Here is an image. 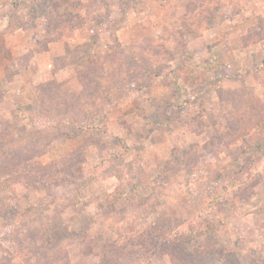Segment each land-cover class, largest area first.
Instances as JSON below:
<instances>
[{
  "label": "rangeland",
  "instance_id": "obj_1",
  "mask_svg": "<svg viewBox=\"0 0 264 264\" xmlns=\"http://www.w3.org/2000/svg\"><path fill=\"white\" fill-rule=\"evenodd\" d=\"M52 1L62 2L0 0V221L33 216L38 223L29 229L26 238L42 241L40 249H33V253L39 251L42 259L46 257L44 264H97L96 256H100L98 264H115L118 258L123 262V245L117 247L115 242L106 240L97 252L101 237L87 241V225L69 230L65 222L67 206L57 207L54 199L51 202L38 199L36 205L21 211L23 205L19 201L15 205L6 203V188L11 181L17 194L26 201L62 183L67 188L76 174L87 176L89 170L85 165L90 155L87 146L102 152L109 146H121L122 138L114 137L111 145L101 143L97 129L88 127L85 131V127L77 124L91 122L107 109L118 126L127 127V120L119 118L117 112L129 116L139 105L134 100L131 107L119 109L118 101L122 99V89L135 83V92L161 97L151 115L153 122L161 123L164 130L152 135L157 129L149 128L147 134H137V142L125 148L126 153H137L128 165L134 183L128 186L127 199L132 200L137 189L145 192L151 188L148 196L136 202L138 206L148 200L159 204L160 196L177 200L176 194L184 187L177 178L191 183L196 177H207L205 184L211 186L206 201L197 205L185 198L179 201L182 215L173 212L171 217L159 218L155 231L146 230L143 234L148 242L146 251L155 255L152 247L157 244L156 233L182 228L187 223L183 214L195 218L196 213L207 210L203 203L208 207L214 203L218 212L228 214L251 206L247 214L252 218L253 231L264 236L261 231L264 206L256 207L259 199L253 200V197L264 198V170H260L264 165V103L245 87L249 77L259 80L264 59L258 54L250 59L245 57L247 66L242 68L235 55H228L238 54L235 48L228 45L222 48L224 41L216 36L201 40L204 35L201 29H215L223 24L224 0H156L161 8L144 27L159 28L161 34L148 36L143 43L138 42L139 33L135 30L120 32L110 20V5L120 4L124 11L130 3L140 4L144 0H67L51 21ZM164 5L172 8L165 11ZM234 14L238 13L234 10ZM41 20L44 21L42 36L38 31ZM105 24L109 25L104 30L109 32L107 38L101 32ZM112 28L119 34L113 37ZM260 29L255 33L257 37L264 32V24ZM168 40L175 41L174 49L166 47ZM33 42L34 46L24 51ZM193 43L197 46L189 48ZM242 44L247 48L248 39L242 40ZM158 57H165L166 61L153 67V58ZM174 60L177 63L172 69ZM169 75L173 77L171 81ZM17 78L24 83H18ZM32 81L38 82L29 88ZM180 83L191 89V96L185 88L172 87ZM228 105L233 110L225 111ZM18 108L25 109L23 115L14 114ZM37 113L46 124L49 117L54 123L36 127ZM30 124L33 127L29 128ZM222 128L225 130L221 131ZM175 140H183L184 146L173 143ZM66 144H70L71 150L59 160L53 159ZM145 152L150 159L144 161V166L155 167L151 171L138 167L133 174L132 165L143 160L141 154ZM113 160L123 163L122 158L113 157ZM59 163L63 164L62 169L58 168ZM121 178L115 177L117 188L113 199L105 202L106 207L97 206L102 207L106 219L120 216L115 224H122L128 211L119 207L121 196L116 194ZM92 179L93 176H88V180ZM218 194L227 196L213 199ZM76 203L88 206L82 197ZM115 235L123 237L119 229ZM233 235L235 239L221 236L205 217L198 229L188 223V231L177 232L164 247L172 264H264V246L245 256L241 251L243 239ZM2 251L5 250L0 246ZM213 257L219 259L213 261ZM20 264H29L28 257Z\"/></svg>",
  "mask_w": 264,
  "mask_h": 264
},
{
  "label": "clouds",
  "instance_id": "obj_2",
  "mask_svg": "<svg viewBox=\"0 0 264 264\" xmlns=\"http://www.w3.org/2000/svg\"><path fill=\"white\" fill-rule=\"evenodd\" d=\"M206 7L208 5H205ZM161 4L157 3L156 0H144L143 3H130L126 6L125 10L122 11L120 4L110 5L111 16L110 20L116 24V27L120 29V32H126L135 30L139 33V43H143L144 38L148 36L159 37L161 30L159 28H145L144 25L150 24L151 20L154 19L155 14L160 10ZM172 8V5H164V10L168 11ZM104 9L101 8L102 12ZM235 13L238 14H234ZM95 15V13H93ZM222 15L225 16L223 24H220L215 29L205 30L201 40H207L211 36H216L218 39L224 41L221 45H228L231 48L236 49V53L229 52L228 55H235V59L239 61L240 66L246 67L245 57L251 58L253 54H258L260 58L264 59V32H261V36L257 37L256 32H260V26L264 24V0H224V7L222 9ZM40 28L38 31L43 35L44 21L38 22ZM4 27L7 28V20L4 22ZM109 25L105 24L101 29L104 37L107 38L109 32L104 31L108 29ZM115 28L111 29V35L113 37L118 35ZM248 39L249 46L243 47L242 40ZM111 43V41H109ZM163 43V41H161ZM34 46V42L31 45H27L24 51H27L28 47ZM175 41L168 40L166 47L169 49L175 48ZM197 46L196 43L190 44L189 48ZM200 57H196V61L199 62ZM153 67L157 63H164L165 57L153 58ZM172 69L176 67L177 61H172ZM51 65H49L50 67ZM229 68L232 64L228 65ZM261 69H264V64L260 65ZM171 72V69H169ZM173 77L169 75L171 81ZM17 82L23 84L24 81L17 78ZM38 81H32L28 87L31 88L32 84ZM179 86L188 90V95L191 96V89L187 85L180 83L179 85L173 84L172 87ZM135 83L130 86H125L123 96L118 101L119 109H126L131 107L135 100L139 107L136 112L129 116H124L123 112H117L119 118L125 119L128 122L127 127H120L116 123L111 115H108V110L104 109L98 116L91 122H84V124H77V127H85L87 131L88 127L97 129L98 136L101 143H107L111 145V141L114 137L119 136L122 138V144L118 147L109 146L106 150L100 151L98 148L91 145L87 146L89 152V162L85 165L88 171L87 176H81L76 174L73 181L68 182L66 188L62 183L60 187L49 188L48 192L52 193L49 196L48 192L41 191L33 196L31 199L24 200L21 195H18L16 186L11 181L9 187L6 188V196L8 197L6 203L9 205H15L18 201L23 205L21 211L25 207H30L37 204L38 199H42L45 202H51L55 200L57 207L67 206V212L65 214V222L69 226V230H79L80 226L87 225L89 231L87 241H94L97 237H101L99 244L96 248L97 252L101 251V246L106 240L115 242L116 246L123 245V262L121 259H117L115 264H172L169 259V253L165 249V245H169L171 240L176 236L177 232H187L188 223L196 226L198 229L201 226V222L207 217L208 220L216 226L218 233L221 236L235 239L233 233L240 236L243 239L242 253L246 256L251 250H258L264 246V236L260 233L253 231L252 218L248 215V211L251 210V206H246L245 209L237 211L234 214L220 213L217 211L215 204L208 207L207 203H203L202 207L207 209L206 211H199L195 214V218H190L188 215L183 214V218L187 223L182 228L175 229L174 231H158L155 235L157 241L156 247H151L155 251V255H152L145 249V245L148 243L143 235L146 230L155 231L158 224L159 218L168 216L171 217L172 213L175 212L177 216L182 215L181 204L179 201L187 198L189 201L199 205L203 201L207 200L208 193L211 191V186L205 184V177L201 179L196 177L191 183H188L187 179L182 181L177 178V182H182L184 187L177 193V200H168L164 196H160V203L156 204L154 200L146 201L143 206H138L136 203L140 197L148 196L151 192L149 188L145 192H141L139 189L132 194V200L127 198L130 196L128 186L134 181L128 174V165L137 156L135 151L125 152V148L132 143L137 142V134H147L149 128H156L157 131L152 135H159L163 132L164 126L161 123H154L152 113L156 111L155 105L160 102L161 97L159 94H153L151 96H145L140 92H135ZM249 89L252 96L256 97L260 103H264V71L260 72L259 80H252L248 78V83L245 85ZM18 91V89H17ZM167 91V90H166ZM11 99V97L9 98ZM31 103V100H27ZM45 103H51L45 101ZM233 110L232 105H228L225 111ZM244 109L242 108L241 111ZM91 111V109H89ZM195 111V109H193ZM186 115V114H185ZM54 121L51 117L48 118L47 124L41 119V115L37 113L35 121L36 127H48L53 124ZM68 123V121H64ZM33 125H29V128ZM225 129H221L224 131ZM207 131L204 135L207 136ZM146 143V141H140ZM173 143L180 147L184 146L183 140H175ZM71 150L70 144L63 145L59 148L56 156L53 159L59 160L61 156L66 155ZM143 160L138 164H133L131 171L133 174L136 172L138 167H145L144 161L149 160L148 153H142ZM113 157L123 159V163H119L117 160H113ZM155 165L145 167V171H151V168ZM58 168H63V164L59 163ZM94 169V171H92ZM107 170V171H106ZM264 170V165H261V169ZM88 176H93L94 179L88 180ZM122 177L119 182V192L117 195L121 196L119 207L128 209L126 216L123 218L122 224H115V220L121 219L120 216L113 215L112 219H106L105 213L98 205L106 207L105 202L113 199V192L117 188V182L115 177ZM79 187L77 191L76 188ZM122 194V195H121ZM227 194L214 195L213 199L222 200L225 199ZM82 197L83 200L88 201V206L81 207L76 201ZM259 199V203L256 207L264 206V198L253 197V200ZM75 208V211L73 210ZM74 218L68 220V218ZM38 222L33 216L24 215L17 218L15 221L9 222L7 220L0 221V246L5 251L0 252V264H20V261L28 257L29 264H44V259L41 258L39 251L35 254L33 249H40L42 241H29L26 238V233L29 229L35 226ZM112 225V228L108 226ZM174 227V225H173ZM131 228V230H128ZM119 229L123 233L122 238H117L115 230ZM264 232V229L261 230ZM85 241V242H87ZM127 241V243H126ZM135 245V246H133ZM83 245H81L82 247ZM120 256V253H117ZM3 257H9L6 261ZM11 258H14L12 260ZM219 258H214L213 261ZM100 256L95 257V261L99 262ZM247 260H243L246 262Z\"/></svg>",
  "mask_w": 264,
  "mask_h": 264
},
{
  "label": "trees",
  "instance_id": "obj_3",
  "mask_svg": "<svg viewBox=\"0 0 264 264\" xmlns=\"http://www.w3.org/2000/svg\"><path fill=\"white\" fill-rule=\"evenodd\" d=\"M66 1L67 0H62V2H60V3H58V2H56V1H52V5H51V10H50V12H51V14L49 15L50 17H51V21H52V17L54 16V15H56L57 16V14H58V12H59V10H61V9H63V4H66ZM52 23V22H51ZM23 112H25V109L24 108H18L15 112H14V114L16 115H23ZM25 116V115H24ZM66 258H67V256H66Z\"/></svg>",
  "mask_w": 264,
  "mask_h": 264
}]
</instances>
